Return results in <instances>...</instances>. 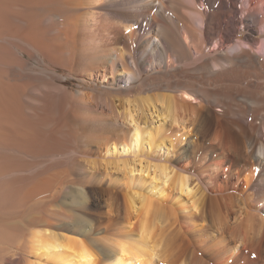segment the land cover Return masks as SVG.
<instances>
[{
    "label": "bare ground",
    "instance_id": "6f19581e",
    "mask_svg": "<svg viewBox=\"0 0 264 264\" xmlns=\"http://www.w3.org/2000/svg\"><path fill=\"white\" fill-rule=\"evenodd\" d=\"M184 1L0 0L14 59L83 83L22 93L1 76L3 145L66 141L97 155L15 189L18 216L0 209V264H264L263 2L248 0L241 19L237 0ZM24 117L68 118L42 131ZM61 197L90 208L30 211Z\"/></svg>",
    "mask_w": 264,
    "mask_h": 264
},
{
    "label": "rangeland",
    "instance_id": "374dc122",
    "mask_svg": "<svg viewBox=\"0 0 264 264\" xmlns=\"http://www.w3.org/2000/svg\"><path fill=\"white\" fill-rule=\"evenodd\" d=\"M185 1H187V2H185ZM185 1H184L185 3H189V5H192V6L195 4L193 0H185ZM247 2H248V0H237V1H235V7L237 9V17L238 18L242 19L243 16L247 15L246 8H245V7H247ZM262 2H261L262 4L260 5L261 10L259 11V14L264 15V1L262 0ZM197 4L198 5H195V6L196 7L198 6L197 8L204 11V8L202 7V5H200L199 2H197ZM195 6H193V7L195 8ZM244 10H245V13H244ZM44 17H46V16H44ZM192 17L193 18L195 17L194 24H196L195 25V29H197L196 31H199V32H195V34L200 39L201 32H203L205 29V20L203 18L199 17L197 14L193 15ZM59 20L62 21V19H59ZM239 30H240L241 34L239 35V39H236L235 41H233V46H235L238 42H240L241 39H243V41H244L246 32H244L245 30H243V28H241ZM0 44L4 45L3 47H0V77L2 76L1 78L3 79V81L9 80L10 82L11 81L17 82L20 86V91L22 93H24V91L25 92H28V90L30 91V89L35 84H38L41 81H45V80H47V81L53 80L57 85L62 86L65 89L67 88L66 90H68V88H70L68 91H76L77 89L80 88V86L83 85V83L81 81H79V79L77 78V76L73 72L74 70L72 68H68V67L67 68L66 67H57L56 74L54 77H52L53 75L42 74V72H41V75L44 76L41 78V77H39L41 75H37V74H40L39 73L40 71L38 69L39 68L38 65H36L34 63V61L29 60L27 63L21 64L14 59L11 48L10 49L8 48L10 45L7 46V45H5V43H2V42H0ZM214 44H215V41H212L210 44L205 45L203 47L204 53L209 54V52L212 51ZM256 48L257 49H255V52H257L259 55L262 56V54L264 53V42L261 39H260V42ZM10 56H12V57H10ZM24 58L26 59L27 57H24ZM10 59H11V61L9 62ZM26 65H27V67H26ZM69 70H70V72H69ZM2 71H4V72H2ZM32 73H33V75H32ZM30 76L31 77L33 76V78L31 80L29 79ZM35 76H37V77H35ZM34 78L37 81L34 82ZM88 83H85L84 85L85 86L91 85L92 87H95L93 82L88 81ZM64 85L67 87H65ZM97 86L99 89L101 88V85L97 84ZM21 89H23V90H21ZM130 97L129 98L133 101V97L132 96H130ZM22 100L20 99V103L22 105V106L20 105L21 109L24 107V105H26V107L29 106L32 108H38L37 106H34L32 104L25 103L24 101L22 102ZM26 107H24V108H26ZM24 118H28V119L33 118L36 121V123L38 124V126L40 127L39 128L40 130L50 131V130L54 129L59 124L60 121H63L65 118H68V117H24ZM148 118H150V117L148 116ZM153 119H154L153 120L154 125L156 127L161 124L160 122L155 120L156 118H153ZM48 123H51L52 125L48 128H44V126L47 125ZM73 129H75V128H72V130L70 131L72 133L71 135L73 136L72 139L77 137V135H78V130L75 129L73 131ZM0 130L2 131L1 120H0ZM1 131H0V204L2 203V207L3 206L4 207L2 208L0 205V209L3 212L4 211L6 212V208L10 209V206H11L13 208L12 210L10 209L11 212L13 211V213H11V214L15 215V216H18V214H16V213H18L17 212V206L19 209V205H20V203H19L20 201L16 202L18 205L17 204L14 205L15 204L14 201H16L14 199L18 198L14 194V191L16 188L23 190L26 187V185L28 184V181L30 183L31 181H34L35 178L38 179L39 178L38 175L39 176L41 175V177H42L43 173L46 174L47 171L53 172V171H60V170L66 169L70 172L75 173V171H77V168H78V166H77L78 163L80 166V165L84 164V161H86V160H87L86 162H93V161H95L94 159H96V156H97L96 154H94L95 152H93V150L95 151V148H88L86 146H82V145H78V144L73 143V142H66V141H62L58 146H54L51 148H49V147L42 148V149L38 150L37 152L28 151V150H26L27 148H25L24 146L18 148L15 146L10 147V145H7L8 147H6V145H3V143H2L3 141H2V136H1L2 132ZM6 166H8V167L5 168ZM68 167L70 169H67ZM71 167L74 169V171H72ZM43 168H44V171H42ZM33 174L35 177L33 176ZM6 183L9 184L10 186L8 187ZM21 185H22V187H21ZM23 185H25V186L23 187ZM4 186H5V188H4ZM6 186H7V188H6ZM12 186L14 189H13V192L10 193L9 191H12ZM6 189H9V190H6ZM5 192H7V193L9 192V195H11V198L13 197L12 194H14V197L15 196L16 197L15 198L13 197L11 199L10 196ZM4 196H5V198H4ZM4 199H6V200H4ZM67 199L64 197H61L60 199H58L52 203V204L55 203L56 206L49 203L48 205H44V208H42L40 205V206H37L33 209L31 208L30 211H35L36 213L41 211L44 213V211L48 212V210L52 211V212H57V210L58 211H62V210L64 211L65 210V211H68L70 213L72 212L73 214L74 213L80 214L79 212L83 211L84 209L90 208L88 203H86V202L80 203L81 205H79V204H77L79 201H73V200L70 201V198H68V197H67ZM2 200H3V202H2ZM4 201H6V202H4ZM69 201L71 203H69ZM67 203L69 206H67ZM12 205H14V207ZM48 206L51 208H48ZM39 207H41L42 210ZM52 208L56 209V211ZM58 208H60V210ZM38 210H40V211H38ZM10 211H8V212H10Z\"/></svg>",
    "mask_w": 264,
    "mask_h": 264
}]
</instances>
